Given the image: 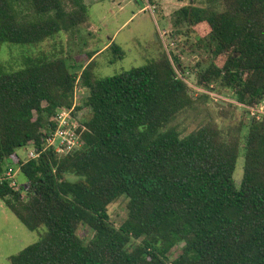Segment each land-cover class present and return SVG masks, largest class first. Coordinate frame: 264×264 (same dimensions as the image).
Wrapping results in <instances>:
<instances>
[{
	"label": "trees",
	"instance_id": "16d2710c",
	"mask_svg": "<svg viewBox=\"0 0 264 264\" xmlns=\"http://www.w3.org/2000/svg\"><path fill=\"white\" fill-rule=\"evenodd\" d=\"M87 14L83 0H0V50L38 47L87 23ZM177 15L188 43L198 34L190 46L202 58L197 87L261 104L264 0H207ZM101 51L81 75L46 54L22 55L15 71L0 58V199L30 231L46 228L12 264H264V119L243 109V120L226 130L211 120L183 135L178 117L211 97L193 96L180 57L162 53L98 79L92 60ZM79 83L86 93L76 111L89 116L80 121V146L60 154L47 140L57 112L75 106ZM28 148L36 158L18 154ZM17 168L24 184L6 176ZM123 197L128 213L117 228L108 208ZM81 226L93 232L89 242Z\"/></svg>",
	"mask_w": 264,
	"mask_h": 264
},
{
	"label": "rangeland",
	"instance_id": "374dc122",
	"mask_svg": "<svg viewBox=\"0 0 264 264\" xmlns=\"http://www.w3.org/2000/svg\"><path fill=\"white\" fill-rule=\"evenodd\" d=\"M83 2L88 10L87 23L69 32H61L55 39L47 40L38 47L22 48L18 45L4 44L0 50L1 60L4 64L14 67L15 71L22 55L46 54L62 58L71 72L81 75L82 68L91 63L89 56L102 50L92 60L95 66L93 74L98 79H105L148 65L157 60L162 53H167L170 58L175 54L180 57L185 68H188L186 76L189 78L185 80L179 68L175 66L179 77L183 78L193 91V96L198 98L203 93L211 97L210 101L198 103L193 109L178 117L174 125L183 135L197 130L207 121L213 120L226 130L243 120L245 116L243 108L234 107L236 103L231 97L197 87L193 70L202 58L198 53L193 54L190 46L196 41L198 34L191 32L188 43L186 36L188 28L174 25L177 13L182 8L205 7L207 0H83ZM179 31L182 34L174 37ZM111 44L115 46L110 48ZM118 50L122 56L118 54ZM80 85L81 83L77 86L79 100L83 99L86 93ZM218 103L227 105V109L223 110ZM85 111L81 112L80 121L89 116L88 111ZM247 133L248 129L245 128L244 134ZM59 142L58 140L56 145ZM34 151L36 150L28 148V153L26 150H19L18 154L27 157ZM244 162L242 148L234 174L237 187L243 179ZM15 171L16 175L12 182L24 184L25 179L20 173V168ZM68 178L72 181L77 179L71 175ZM127 205L128 199L123 197L108 208L110 220L117 228L127 218ZM84 228L80 227L79 235L89 242L93 232ZM45 231L46 228L36 232L27 229L0 199V264H12L11 258L40 241ZM182 246L173 251L171 259L180 255Z\"/></svg>",
	"mask_w": 264,
	"mask_h": 264
},
{
	"label": "built area",
	"instance_id": "2783aa9c",
	"mask_svg": "<svg viewBox=\"0 0 264 264\" xmlns=\"http://www.w3.org/2000/svg\"><path fill=\"white\" fill-rule=\"evenodd\" d=\"M79 99L77 97L76 92V99H75V106L71 109H61L57 112L56 121L58 123L57 130L54 134L47 140L49 146L55 148V150L62 154V153H69L73 151L75 148L80 146V134L78 131L80 129V117L81 112L76 111V106H78ZM236 103L238 107H242L244 110L248 111L250 117L256 118L258 120L264 119V101L255 106L240 104ZM60 141L58 145L56 143ZM56 146L58 148L56 149ZM35 152V151H34ZM32 152L28 155L29 159H34L37 157V153ZM16 171L14 169H9L6 173V176L11 181L15 178Z\"/></svg>",
	"mask_w": 264,
	"mask_h": 264
},
{
	"label": "water",
	"instance_id": "95a60500",
	"mask_svg": "<svg viewBox=\"0 0 264 264\" xmlns=\"http://www.w3.org/2000/svg\"><path fill=\"white\" fill-rule=\"evenodd\" d=\"M229 95H231V93H228Z\"/></svg>",
	"mask_w": 264,
	"mask_h": 264
}]
</instances>
